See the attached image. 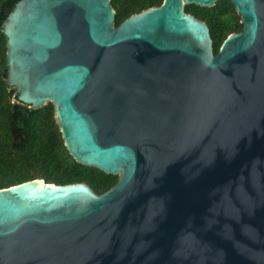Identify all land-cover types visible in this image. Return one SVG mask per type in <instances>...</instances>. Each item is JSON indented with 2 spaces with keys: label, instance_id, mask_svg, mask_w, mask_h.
<instances>
[{
  "label": "water",
  "instance_id": "95a60500",
  "mask_svg": "<svg viewBox=\"0 0 264 264\" xmlns=\"http://www.w3.org/2000/svg\"><path fill=\"white\" fill-rule=\"evenodd\" d=\"M163 0L115 26L111 0H19L7 84L47 103L102 194L42 179L0 189V264H264V0L241 32Z\"/></svg>",
  "mask_w": 264,
  "mask_h": 264
},
{
  "label": "trees",
  "instance_id": "16d2710c",
  "mask_svg": "<svg viewBox=\"0 0 264 264\" xmlns=\"http://www.w3.org/2000/svg\"><path fill=\"white\" fill-rule=\"evenodd\" d=\"M18 1L0 0V189L42 179L57 185L84 182L102 194L116 184L118 177L77 163L64 145L53 105L30 108L18 101L15 87L7 84L6 37L2 29ZM162 1L111 0L115 26ZM185 12L208 25L215 53L228 35L243 28L229 0L208 8L187 5Z\"/></svg>",
  "mask_w": 264,
  "mask_h": 264
}]
</instances>
